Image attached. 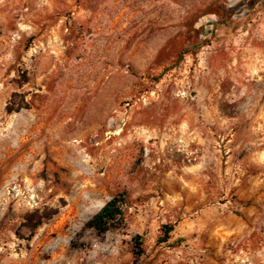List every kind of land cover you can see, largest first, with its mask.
<instances>
[{
	"label": "rangeland",
	"instance_id": "obj_1",
	"mask_svg": "<svg viewBox=\"0 0 264 264\" xmlns=\"http://www.w3.org/2000/svg\"><path fill=\"white\" fill-rule=\"evenodd\" d=\"M0 264H264V0H0Z\"/></svg>",
	"mask_w": 264,
	"mask_h": 264
},
{
	"label": "trees",
	"instance_id": "obj_2",
	"mask_svg": "<svg viewBox=\"0 0 264 264\" xmlns=\"http://www.w3.org/2000/svg\"><path fill=\"white\" fill-rule=\"evenodd\" d=\"M125 204L124 198L121 196H114L109 199L96 213H94L88 220L87 225L100 231H106L109 228L115 226L123 217V206ZM33 216H37L34 214ZM40 219H37L36 223L32 224V228H35L40 224ZM163 235L159 237V241H166L170 236L169 232L173 229L172 224H163ZM141 236H135V253L137 255L142 253Z\"/></svg>",
	"mask_w": 264,
	"mask_h": 264
}]
</instances>
